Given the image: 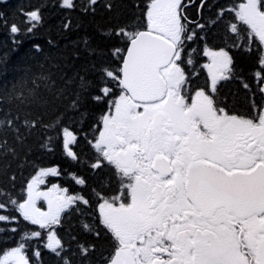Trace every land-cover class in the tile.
<instances>
[{
	"label": "snow or ice",
	"instance_id": "obj_1",
	"mask_svg": "<svg viewBox=\"0 0 264 264\" xmlns=\"http://www.w3.org/2000/svg\"><path fill=\"white\" fill-rule=\"evenodd\" d=\"M97 4L83 0L81 11L94 12ZM193 5L202 11L207 0H145L143 7L138 5V22L105 33L116 43L106 62L84 69L93 79L76 72L57 88L50 75L36 78L44 82L51 100L40 96L34 79L35 87L27 89L21 102L45 111L54 108L51 123L43 116L21 121L11 113L0 119V155L16 156V148L4 138L9 132L23 145L43 127L56 134L48 142L59 140L66 156L79 162V133L64 121L73 119L70 112L86 119L81 109L88 100L106 105L92 136L83 137L93 153L87 166L99 177V187L91 189L94 220L83 222L82 229L110 246L100 264H264V101H253L240 114L227 108L218 87L236 78L229 49L242 46L255 51L261 68L255 73L258 91L264 95V0L218 7L211 25L226 23L225 46L219 49L209 47L201 34L208 25L189 19ZM59 6L74 10L77 2L60 0ZM25 15L26 31L32 32L42 16L38 10ZM69 27L70 22L64 24L65 30ZM10 31L20 29L13 23ZM201 41L199 54L207 58L200 65L207 72L204 86L195 82L200 75L198 49L192 47ZM82 43L90 57L97 54L87 38ZM73 58L78 60L79 53ZM64 101L60 111L57 102ZM60 175L57 167L40 168L15 196L0 188V224L15 223L16 217L3 214L14 210L39 229L0 249V264H40L38 247L32 252L35 260L28 255L33 240L42 241L57 264H94L96 242L71 236L72 247L59 234L66 214L82 212L81 205L92 207V201L55 183L41 190L48 177ZM73 180L86 185L83 178Z\"/></svg>",
	"mask_w": 264,
	"mask_h": 264
},
{
	"label": "trees",
	"instance_id": "obj_2",
	"mask_svg": "<svg viewBox=\"0 0 264 264\" xmlns=\"http://www.w3.org/2000/svg\"><path fill=\"white\" fill-rule=\"evenodd\" d=\"M76 2V9L65 10L59 6L60 0H0V14H2L0 15V119L11 113L12 117L19 116L21 121L43 116L45 123H51L55 118L54 108L45 111L39 105L29 104L27 101L21 102V99L27 96V89L35 87L32 81L41 74L50 75L59 88L65 78L72 77L76 72L93 79L91 72H86L84 69L90 68L92 63L106 62L108 49L116 43L115 39H109L105 33L113 27L138 22L141 16L140 7H143L145 0H98L95 11L90 13L81 11L83 0ZM108 4H111V9L107 7ZM232 4V0H207V7L201 11L199 23L208 25L201 34L207 37V44L213 49L225 46L226 23L220 22L213 26L211 20L215 18L218 7ZM33 10H38L42 21L32 32H27L25 14ZM188 16L189 19L198 18L193 11H188ZM69 22L70 27L65 30L64 24ZM13 23L19 27L18 33H11L10 26ZM85 38L89 40V46L96 50L95 56L90 57L84 50L82 41ZM203 44L204 42L201 41L192 45L198 49L196 54L198 61L202 59L199 50ZM229 51L234 54L236 80L219 86V98L227 101L226 106L229 110L244 114L250 110L253 101L259 103L261 100L256 91L257 86L255 85L254 89L252 83V69L257 66L258 60L255 51L249 53L244 51L242 46L239 50L233 48ZM75 53H79L78 60L73 58ZM242 80L250 85V89L243 88ZM36 84L40 85V96L51 100L50 94L43 86L44 82L36 79ZM66 104L67 101L63 104L57 102L60 111L65 110ZM81 111H86V119L83 121L79 114L71 112L68 116L73 119L66 118L64 121L79 133L80 143L75 148L80 156L79 162L72 161L66 156L59 140L54 138L48 142L47 137H55V132L40 127L23 145L16 144L9 132L4 138L8 140L9 145L16 148V156L14 158L11 154L0 155V188L7 189L15 196L24 189L26 182L40 168L58 167L64 182L62 183L73 193L83 195L92 201V207L85 208L81 205L82 212L66 214L59 234L65 243L72 247L74 242L71 241V236H76L82 243L96 242L97 252L93 256V262L100 264L101 255L107 254L110 246L106 241H94L93 237L82 229L83 222L92 223L94 220L95 202L91 189L99 187V177L87 166L93 153L83 137L85 133L89 138L92 136L93 127L100 116L107 111V107L103 103L88 100ZM45 144L47 147L43 146ZM104 175H108L107 170ZM12 176H15L14 182L10 180ZM73 176L83 178L86 185H77ZM3 214L16 217V222L11 225L0 224V249L15 246L22 233L39 230L37 226L23 221L14 210ZM8 227H16L18 230L16 233L5 231L4 229ZM37 247L41 251L40 264H57L56 258L43 248V242L36 240L29 242L28 248V255L33 260L35 257L32 256V252Z\"/></svg>",
	"mask_w": 264,
	"mask_h": 264
},
{
	"label": "flooded vegetation",
	"instance_id": "obj_3",
	"mask_svg": "<svg viewBox=\"0 0 264 264\" xmlns=\"http://www.w3.org/2000/svg\"><path fill=\"white\" fill-rule=\"evenodd\" d=\"M200 2V0H196V3H199ZM188 11H193V12H195V15L197 16V17H199V13H201V12H199L198 11V9L193 5V6H191V7H189V9H188ZM192 20H194V21H196V22H198V20H196V19H192ZM199 23V22H198ZM230 54L232 55V57L234 56V54H232L231 52H230ZM256 64H257V66L256 67H254L253 69H252V83H253V87H254V89H255V85L257 86V88H256V91L259 93V91H258V88H259V84L257 83V81L260 79L259 77H256L255 76V73L256 72H258V71H261V68H260V66H259V64H258V61L256 62ZM202 75V74H201ZM262 75H264V73H262ZM199 78V80H197V81H195L196 82V84L197 85H199V86H204L205 85V83H206V81H207V76H200V77H198ZM233 80H236V78H234V79H231V80H228V81H222L221 83H220V85H222L223 83H225V82H231V81H233ZM245 80V79H244ZM219 85V86H220ZM218 86V87H219ZM253 96L255 97V93L253 92ZM259 98L261 99L260 101H259V103H256V104H260L261 102H262V94H260L259 93Z\"/></svg>",
	"mask_w": 264,
	"mask_h": 264
},
{
	"label": "rangeland",
	"instance_id": "obj_4",
	"mask_svg": "<svg viewBox=\"0 0 264 264\" xmlns=\"http://www.w3.org/2000/svg\"><path fill=\"white\" fill-rule=\"evenodd\" d=\"M48 178H47L46 184L40 186L41 187V190H47L49 187H51L52 184L48 183ZM40 204L46 210V208H47L46 204L43 201H41Z\"/></svg>",
	"mask_w": 264,
	"mask_h": 264
}]
</instances>
